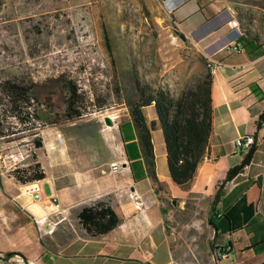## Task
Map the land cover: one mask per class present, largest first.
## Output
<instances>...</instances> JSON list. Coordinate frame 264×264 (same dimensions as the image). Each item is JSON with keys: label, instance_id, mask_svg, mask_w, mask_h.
<instances>
[{"label": "crops", "instance_id": "0c3cea01", "mask_svg": "<svg viewBox=\"0 0 264 264\" xmlns=\"http://www.w3.org/2000/svg\"><path fill=\"white\" fill-rule=\"evenodd\" d=\"M175 2L178 6L172 15L179 28L178 44L199 54L204 70L207 65L213 68L212 129L205 157L187 188L171 181L164 148V168L156 162V177L171 198L190 194L213 198L228 170L247 153H236L234 141L254 134L250 164L224 185L211 214L216 231L210 225V239L213 248H228V258L215 264H264V123L256 129L264 112V15L255 32L242 31L239 36L228 26L235 16L227 0ZM238 37L243 38L241 43ZM234 44L243 52L235 53ZM124 111L110 128L111 141L121 154L119 172L109 170L108 141L103 156L95 151L77 155L67 149L62 133L50 130V148L36 154L45 172L42 181L21 185L0 173V264H174L164 205L151 180L141 179L146 170L142 158L128 161L124 152V144L137 142L129 113ZM143 113L148 126L156 122L151 140L155 133L162 136L154 107L144 108ZM100 201L117 215L118 226L97 237L75 229L80 210ZM71 218H76L74 225ZM11 252L21 256L1 259Z\"/></svg>", "mask_w": 264, "mask_h": 264}, {"label": "rangeland", "instance_id": "374dc122", "mask_svg": "<svg viewBox=\"0 0 264 264\" xmlns=\"http://www.w3.org/2000/svg\"><path fill=\"white\" fill-rule=\"evenodd\" d=\"M227 1L243 32L260 27L264 0ZM178 29L164 0H0V173L32 164V155L50 148V130L62 133L77 155L103 156L108 141V160L119 161L112 129L101 126L99 112L126 114L134 78L178 93L205 71L203 58L178 44ZM69 84L77 89L79 118L66 114ZM152 143L155 165L164 168L162 136L155 133ZM158 188L174 264H215L213 198H171Z\"/></svg>", "mask_w": 264, "mask_h": 264}, {"label": "trees", "instance_id": "16d2710c", "mask_svg": "<svg viewBox=\"0 0 264 264\" xmlns=\"http://www.w3.org/2000/svg\"><path fill=\"white\" fill-rule=\"evenodd\" d=\"M242 37H238L236 41L241 43ZM104 41L106 48L109 49V41L105 32ZM16 89L19 90L17 93L21 94L19 87L11 85V92H16ZM67 89L66 114L70 119L79 118L81 112L77 106L80 100L76 86L69 84ZM131 92L132 95L124 101V105L135 129L137 142L124 144V152L128 161L142 158L146 174L143 173L141 179L148 177L151 180L155 194L159 199L158 186L160 183L155 173L154 149L151 140V131L155 129L156 122L152 121L148 126L143 113L144 108L153 106L162 132L169 177L179 188H187L198 165L205 157L212 129L210 69L207 67L201 77L197 78L193 84L185 86L178 93H172L167 88L155 89L137 78L131 81ZM263 123L264 112L256 121V129H260ZM118 127L121 131V124ZM35 145L36 148H40L41 141L37 140ZM255 147L256 145L252 146L241 162L228 170L224 180L218 185L212 200V215L214 207L222 195L224 185L250 164ZM32 160V164L15 168L10 172L11 177L21 185L42 181L45 178V172L35 155H32ZM131 170L135 177L133 166H131ZM210 218L209 223L216 231V226ZM77 220L90 237L104 235L115 229L120 223L114 211L101 201L82 208L77 214ZM15 255L21 256L11 252L5 254L1 259L8 260Z\"/></svg>", "mask_w": 264, "mask_h": 264}, {"label": "built area", "instance_id": "2783aa9c", "mask_svg": "<svg viewBox=\"0 0 264 264\" xmlns=\"http://www.w3.org/2000/svg\"><path fill=\"white\" fill-rule=\"evenodd\" d=\"M164 5L165 8H171L172 11L178 6V2H175V0H164ZM228 26L231 27L232 29H235L238 33L239 36L242 35V30L240 28V25L238 22H236L235 19H231L230 21H228ZM232 50L235 53H241L243 52V49L238 45V44H234L232 47ZM207 67H211V65H207ZM213 71V68H212ZM99 122L101 123V126L106 127L104 124V118L108 117L110 118V120L113 122L116 120V116L113 115H106V114H102L101 112H99ZM256 145V140H255V136L254 134H249V135H245L242 137H238L235 141H234V149L236 153H241V152H247L252 146ZM122 168V163L116 161V162H112L109 164V170L111 173H117L121 170ZM132 197V196H131ZM140 206L138 204H135V208H139ZM214 255L216 260H226L228 258V248L226 247H222V248H217L214 251Z\"/></svg>", "mask_w": 264, "mask_h": 264}, {"label": "water", "instance_id": "95a60500", "mask_svg": "<svg viewBox=\"0 0 264 264\" xmlns=\"http://www.w3.org/2000/svg\"><path fill=\"white\" fill-rule=\"evenodd\" d=\"M104 124L106 127H110V128L113 127V122L108 117L104 118ZM125 166H126V164L123 165V167H125Z\"/></svg>", "mask_w": 264, "mask_h": 264}, {"label": "bare ground", "instance_id": "6f19581e", "mask_svg": "<svg viewBox=\"0 0 264 264\" xmlns=\"http://www.w3.org/2000/svg\"><path fill=\"white\" fill-rule=\"evenodd\" d=\"M210 69V72L212 73V68L211 67H208ZM62 138V137H61Z\"/></svg>", "mask_w": 264, "mask_h": 264}]
</instances>
